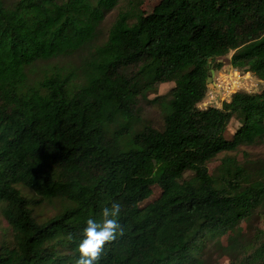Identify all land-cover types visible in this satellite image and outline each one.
Returning a JSON list of instances; mask_svg holds the SVG:
<instances>
[{"label":"trees","instance_id":"obj_1","mask_svg":"<svg viewBox=\"0 0 264 264\" xmlns=\"http://www.w3.org/2000/svg\"><path fill=\"white\" fill-rule=\"evenodd\" d=\"M120 1L0 0V204L12 233L0 264H74L85 220L113 201L123 230L97 264H205V239L264 214V158L231 156L264 142V90L197 107L215 59L231 54L264 82V0H159L148 14L127 0L97 43ZM41 63L51 69L34 80ZM141 102L160 109V129ZM53 200L60 212L36 222L33 207ZM254 238L229 237L232 264H264V231Z\"/></svg>","mask_w":264,"mask_h":264},{"label":"rangeland","instance_id":"obj_2","mask_svg":"<svg viewBox=\"0 0 264 264\" xmlns=\"http://www.w3.org/2000/svg\"><path fill=\"white\" fill-rule=\"evenodd\" d=\"M159 0H140L138 6L143 11L144 14H148L154 5L158 3ZM127 0H121L118 5L106 13L102 24L99 28V33L97 37V43H101L106 39L108 30L114 20L117 17L118 12L126 6ZM231 54L214 60V64L219 63L220 67L213 71L214 74L211 75V82L207 85V92L205 98L201 103L197 105L199 109H208L212 107L220 108L221 104L228 99L230 101L231 97L236 93L242 94H259L264 90V82L260 81L252 73L247 72L242 69H233L229 65V59ZM51 66L47 63L38 64L32 69V78L38 80L45 74H48ZM34 75L37 76L34 78ZM173 87L172 83L162 84L157 88V95L166 94ZM154 95L149 96L148 100H152ZM227 102V101H226ZM141 116L142 119L160 129L162 126V115L160 109L156 106L149 104L148 102H141ZM237 120V121H236ZM238 119H233L227 126L226 138L230 139L235 133L236 129L239 128ZM244 154H247L250 158H264V142L255 146H242L239 147L237 152L231 154V156H237L239 160L244 158ZM224 154H220L215 160L208 164L209 171L212 172L219 164V159H221ZM189 174H186V178ZM27 193V192H25ZM160 195V190L156 187L153 188V195L145 201L142 205L148 204ZM141 205V206H142ZM62 209V202L59 200L53 201H42L40 204L33 207L34 218L36 222L43 223L44 221L57 215ZM260 217H255L251 219L248 223L241 222L235 227V233L228 232L221 238L210 241L205 239L203 241L204 252L206 254L205 264H232V254L231 257L227 256L226 246L229 243V237L242 234L244 239L248 241H255V229L264 231V214H260ZM11 230L5 222L1 215V204H0V247L8 244L11 241ZM261 243V241L259 242ZM234 264V263H233Z\"/></svg>","mask_w":264,"mask_h":264},{"label":"clouds","instance_id":"obj_3","mask_svg":"<svg viewBox=\"0 0 264 264\" xmlns=\"http://www.w3.org/2000/svg\"><path fill=\"white\" fill-rule=\"evenodd\" d=\"M121 204L113 201L110 206L101 209L102 220L89 217L85 220L79 241L76 245L77 256L74 264H97L106 241L115 238L118 231H122L119 222ZM68 234V239H71Z\"/></svg>","mask_w":264,"mask_h":264},{"label":"water","instance_id":"obj_4","mask_svg":"<svg viewBox=\"0 0 264 264\" xmlns=\"http://www.w3.org/2000/svg\"><path fill=\"white\" fill-rule=\"evenodd\" d=\"M213 74H214V72L213 71H210V77L207 79V85L210 84V82H211V75H213Z\"/></svg>","mask_w":264,"mask_h":264},{"label":"built area","instance_id":"obj_5","mask_svg":"<svg viewBox=\"0 0 264 264\" xmlns=\"http://www.w3.org/2000/svg\"><path fill=\"white\" fill-rule=\"evenodd\" d=\"M225 99H226V100H224V102H226V101L228 102V99H227V98H225Z\"/></svg>","mask_w":264,"mask_h":264}]
</instances>
